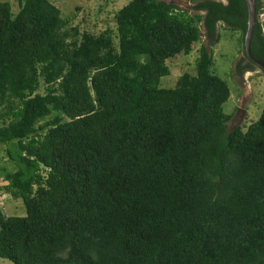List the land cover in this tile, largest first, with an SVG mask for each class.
<instances>
[{
    "label": "trees",
    "instance_id": "obj_1",
    "mask_svg": "<svg viewBox=\"0 0 264 264\" xmlns=\"http://www.w3.org/2000/svg\"><path fill=\"white\" fill-rule=\"evenodd\" d=\"M18 1L15 14L0 1V147L13 167L0 190L25 212L0 210V258L264 264V106L228 129L230 88L203 43L195 73L160 86L201 25L244 40L245 0H186L193 12L129 0L98 34L50 0Z\"/></svg>",
    "mask_w": 264,
    "mask_h": 264
},
{
    "label": "rangeland",
    "instance_id": "obj_2",
    "mask_svg": "<svg viewBox=\"0 0 264 264\" xmlns=\"http://www.w3.org/2000/svg\"><path fill=\"white\" fill-rule=\"evenodd\" d=\"M7 1L15 14L19 10L18 0ZM57 6L63 18L77 25L80 31L98 34L107 28L114 30V13L129 0H50ZM178 7L193 12L192 4L186 0H165ZM225 1V0H221ZM201 40L187 55H180L167 62L169 75L160 81L162 87H172L176 79L184 72L195 73L196 58L200 44L206 45L207 50L214 58L213 72L228 82L230 97L223 104L225 113L231 114L228 129L236 126H248L251 121L258 119L264 106V74L257 66H252V71H241L238 66L246 60L243 53L242 33L238 30L223 27L217 29L216 35L208 37L201 25ZM219 36V40L217 39ZM218 40V41H217ZM42 89L40 88V91ZM42 120L40 123H43ZM5 156L3 147H0V175L4 168L11 170L13 167ZM5 182L0 177V186ZM0 210L5 215H23L24 206L20 200L13 199L5 191L0 190ZM0 264H13L7 259L0 258Z\"/></svg>",
    "mask_w": 264,
    "mask_h": 264
},
{
    "label": "water",
    "instance_id": "obj_3",
    "mask_svg": "<svg viewBox=\"0 0 264 264\" xmlns=\"http://www.w3.org/2000/svg\"><path fill=\"white\" fill-rule=\"evenodd\" d=\"M245 3L247 8V25L244 33L243 49L248 58L258 64L264 70V61L257 58L251 50V39L258 20L260 22V27L264 37V20L261 19V16H259L263 14V9L257 10V0H245Z\"/></svg>",
    "mask_w": 264,
    "mask_h": 264
},
{
    "label": "flooded vegetation",
    "instance_id": "obj_4",
    "mask_svg": "<svg viewBox=\"0 0 264 264\" xmlns=\"http://www.w3.org/2000/svg\"><path fill=\"white\" fill-rule=\"evenodd\" d=\"M256 5H257V10L263 9V14H262V15H259V16H261V19L264 20V0H257ZM256 25H259V26H260V22H259V20L257 21ZM255 28H256V26H255ZM260 28H261V27H260ZM261 31H262V29H261ZM262 34H263V32H262ZM253 35H254V33H253ZM252 38H253V36H252ZM251 41H252V39H251ZM251 43H252V42H251ZM253 47H254L255 49H257V47H258V45L256 44L255 40H254ZM251 50H252V49H251ZM243 53L245 54L246 60H244V61L238 66L239 68H241V71H242V70H245V71L248 73V72H250V71L253 70V69H252V66H253V65L257 66L258 68H260V69L263 71V69H262L258 64H256L255 62H253L252 60H250V59L248 58V56L246 55L244 49H243ZM261 60H262V59H261ZM263 74H264V71H263Z\"/></svg>",
    "mask_w": 264,
    "mask_h": 264
},
{
    "label": "built area",
    "instance_id": "obj_5",
    "mask_svg": "<svg viewBox=\"0 0 264 264\" xmlns=\"http://www.w3.org/2000/svg\"><path fill=\"white\" fill-rule=\"evenodd\" d=\"M262 15V14H261Z\"/></svg>",
    "mask_w": 264,
    "mask_h": 264
}]
</instances>
